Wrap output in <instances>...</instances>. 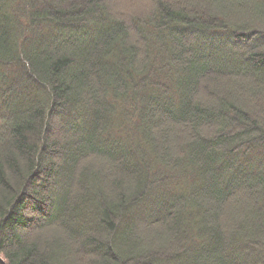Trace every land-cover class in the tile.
<instances>
[{
	"label": "trees",
	"instance_id": "16d2710c",
	"mask_svg": "<svg viewBox=\"0 0 264 264\" xmlns=\"http://www.w3.org/2000/svg\"><path fill=\"white\" fill-rule=\"evenodd\" d=\"M6 264H264V0H0Z\"/></svg>",
	"mask_w": 264,
	"mask_h": 264
},
{
	"label": "water",
	"instance_id": "95a60500",
	"mask_svg": "<svg viewBox=\"0 0 264 264\" xmlns=\"http://www.w3.org/2000/svg\"><path fill=\"white\" fill-rule=\"evenodd\" d=\"M0 264H6L5 261L0 257Z\"/></svg>",
	"mask_w": 264,
	"mask_h": 264
}]
</instances>
